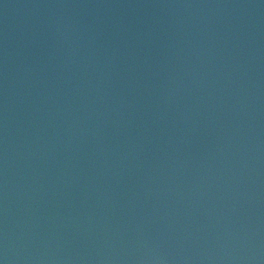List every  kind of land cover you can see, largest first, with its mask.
<instances>
[{"label":"water","instance_id":"95a60500","mask_svg":"<svg viewBox=\"0 0 264 264\" xmlns=\"http://www.w3.org/2000/svg\"><path fill=\"white\" fill-rule=\"evenodd\" d=\"M264 264V0H0V264Z\"/></svg>","mask_w":264,"mask_h":264},{"label":"clouds","instance_id":"9594fccd","mask_svg":"<svg viewBox=\"0 0 264 264\" xmlns=\"http://www.w3.org/2000/svg\"><path fill=\"white\" fill-rule=\"evenodd\" d=\"M165 262H166V264H168L167 260H160V261L156 262V264H165Z\"/></svg>","mask_w":264,"mask_h":264},{"label":"snow or ice","instance_id":"6c2138e0","mask_svg":"<svg viewBox=\"0 0 264 264\" xmlns=\"http://www.w3.org/2000/svg\"><path fill=\"white\" fill-rule=\"evenodd\" d=\"M165 264H166V262H165Z\"/></svg>","mask_w":264,"mask_h":264}]
</instances>
